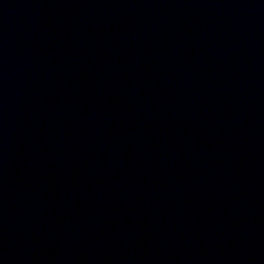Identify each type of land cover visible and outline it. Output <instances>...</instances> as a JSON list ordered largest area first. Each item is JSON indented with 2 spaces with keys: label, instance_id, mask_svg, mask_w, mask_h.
<instances>
[{
  "label": "water",
  "instance_id": "1",
  "mask_svg": "<svg viewBox=\"0 0 264 264\" xmlns=\"http://www.w3.org/2000/svg\"><path fill=\"white\" fill-rule=\"evenodd\" d=\"M0 264H264V0H0Z\"/></svg>",
  "mask_w": 264,
  "mask_h": 264
}]
</instances>
